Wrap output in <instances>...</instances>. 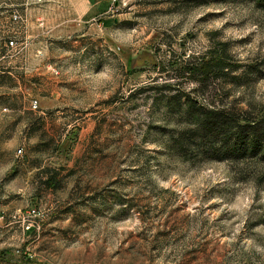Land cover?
Returning <instances> with one entry per match:
<instances>
[{
    "label": "rangeland",
    "instance_id": "rangeland-1",
    "mask_svg": "<svg viewBox=\"0 0 264 264\" xmlns=\"http://www.w3.org/2000/svg\"><path fill=\"white\" fill-rule=\"evenodd\" d=\"M1 1L0 264H264L263 155L177 147L193 104L264 114V0Z\"/></svg>",
    "mask_w": 264,
    "mask_h": 264
},
{
    "label": "trees",
    "instance_id": "trees-1",
    "mask_svg": "<svg viewBox=\"0 0 264 264\" xmlns=\"http://www.w3.org/2000/svg\"><path fill=\"white\" fill-rule=\"evenodd\" d=\"M224 43L210 49L202 56H193L183 66V76L195 81H206L223 77L232 69ZM237 66V65H235ZM157 67V62L153 63ZM195 114L192 124L185 127L178 137V149L183 152L195 148L199 153H208L219 158L226 154H262L264 158V114L253 117L232 114L225 107L191 105ZM54 179L47 184L55 185Z\"/></svg>",
    "mask_w": 264,
    "mask_h": 264
},
{
    "label": "built area",
    "instance_id": "built-area-1",
    "mask_svg": "<svg viewBox=\"0 0 264 264\" xmlns=\"http://www.w3.org/2000/svg\"><path fill=\"white\" fill-rule=\"evenodd\" d=\"M19 42L17 40L16 37H8L5 40V48L7 49V54H10V56H14L18 50H19ZM33 213H36L35 210L32 211ZM3 218V214L0 212V220ZM30 222H28V226L27 229H29L33 224H29Z\"/></svg>",
    "mask_w": 264,
    "mask_h": 264
},
{
    "label": "crops",
    "instance_id": "crops-1",
    "mask_svg": "<svg viewBox=\"0 0 264 264\" xmlns=\"http://www.w3.org/2000/svg\"><path fill=\"white\" fill-rule=\"evenodd\" d=\"M2 1L0 0V21L3 19Z\"/></svg>",
    "mask_w": 264,
    "mask_h": 264
}]
</instances>
